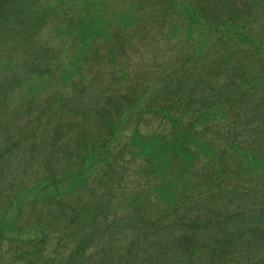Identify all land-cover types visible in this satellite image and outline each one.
<instances>
[{
	"label": "trees",
	"instance_id": "16d2710c",
	"mask_svg": "<svg viewBox=\"0 0 264 264\" xmlns=\"http://www.w3.org/2000/svg\"><path fill=\"white\" fill-rule=\"evenodd\" d=\"M162 1L168 10L161 15L175 27L184 25L186 40L168 49L170 55L160 61L165 50L157 46L153 59L159 69L136 72L126 63L128 67L111 74L105 102L87 109L93 125L75 123L78 147L72 150L68 143L64 180L87 184L94 171L110 173L107 167H97L104 164L120 174L122 150L114 157L109 153H114L110 140L123 115L130 119L153 113L171 120L175 110L192 115L191 120H172L176 137L158 135L142 143L144 167L154 171L145 169V181L131 186L129 215L111 217L75 207L66 236L76 244L63 255L67 260L57 264H264V0H190L193 6L184 0ZM29 4L30 0H0V70L12 73L0 76V106L15 100L20 82H53L60 77L55 48L37 46V31H27L39 28L45 17L31 16ZM8 9L13 17L2 22ZM42 13L47 15L45 9ZM25 16L29 19L16 23ZM106 27L67 32L81 42L94 35L89 44L82 43L81 58L72 64L78 74L93 71L89 82L94 84L108 63L125 60L123 28L110 32ZM98 36L106 40L100 43ZM20 52L27 56L25 63L17 59ZM209 72L211 86L199 87ZM68 73L72 88H77L81 79ZM113 78L126 83L116 87ZM135 133L133 139L138 140V130ZM89 161L97 170L90 169ZM84 184L67 189L65 201ZM109 188L106 184L103 189ZM114 188L107 193L110 200L118 193ZM59 242L67 243L64 235Z\"/></svg>",
	"mask_w": 264,
	"mask_h": 264
},
{
	"label": "rangeland",
	"instance_id": "374dc122",
	"mask_svg": "<svg viewBox=\"0 0 264 264\" xmlns=\"http://www.w3.org/2000/svg\"><path fill=\"white\" fill-rule=\"evenodd\" d=\"M184 3L194 5L190 0H184ZM167 8L168 4L162 0H30V15L42 14L45 17L39 28L27 31H37V46L55 48L60 77L53 82H49V78L45 82L29 83V79L20 82L14 90L15 100L8 106H0V264H32L34 253L38 256L33 261L36 264L39 261L40 264H57L67 260L63 255L76 244L75 240L67 239V225L77 205L95 211L94 214L111 217L114 214L127 216L132 212L127 206L131 186L139 185L148 176L147 171H154L152 167H144L145 160L140 155L142 143L158 138V135L169 139L176 137L172 120L180 118L181 123L187 124L192 115L175 110L170 112L171 120L168 116L153 113H143L142 116L137 113L130 119L123 115L119 131L110 140V149L114 153H109L114 157L122 150L118 162L119 175H114L108 164H104L97 167H107L106 171L110 173L106 176L104 170L94 171L87 184L84 181L78 185L76 180L66 183V153L68 143L72 150L78 147L75 138L78 125L75 123L93 125V116L86 113L87 109L105 102L103 92L111 74L114 75L121 66L128 67L126 63H130L136 72L159 69L153 59L157 46L160 44L166 51L163 55L160 53V61L170 55L168 49L181 40L184 43V25L175 27L161 15ZM43 9L47 15L42 13ZM11 12L6 10L2 22L13 17ZM28 19L18 17L15 21L19 24ZM102 27L110 32L123 28L126 43L121 56L125 60L119 57L116 64L108 63L101 73L98 72L99 83L94 84L89 82L93 71L78 74L72 65L81 58L82 43L89 44L94 35L81 42V38L73 39L67 32L69 28L88 32ZM95 39L103 43L106 37ZM26 58L21 52L17 57L19 63H25ZM122 61L125 64L121 65ZM67 72L81 79L77 88H72L71 77L65 76ZM4 74L12 73L0 70V76ZM212 77L211 72L205 73L199 87H210ZM111 80L116 87L126 83H120L116 78ZM133 111L127 110L129 114ZM179 128L182 129L181 126ZM136 130L138 140L133 139ZM102 156H105L104 152ZM87 164H91L92 171L97 165L91 161ZM151 177L156 175L152 173ZM103 179L105 184L101 185ZM83 184L84 187L74 190L65 201L64 192L67 189H77ZM106 184H110V188L105 191ZM114 187L119 190L110 200L107 193ZM106 203L109 206L105 209ZM62 235L67 243L61 245Z\"/></svg>",
	"mask_w": 264,
	"mask_h": 264
}]
</instances>
